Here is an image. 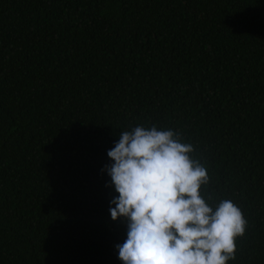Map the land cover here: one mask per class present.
Masks as SVG:
<instances>
[{
	"label": "trees",
	"instance_id": "obj_1",
	"mask_svg": "<svg viewBox=\"0 0 264 264\" xmlns=\"http://www.w3.org/2000/svg\"><path fill=\"white\" fill-rule=\"evenodd\" d=\"M137 125L193 146L247 222L228 264H264V0H0V264H122L103 169Z\"/></svg>",
	"mask_w": 264,
	"mask_h": 264
},
{
	"label": "clouds",
	"instance_id": "obj_2",
	"mask_svg": "<svg viewBox=\"0 0 264 264\" xmlns=\"http://www.w3.org/2000/svg\"><path fill=\"white\" fill-rule=\"evenodd\" d=\"M172 129L137 125L122 131L103 171L118 196L112 221L127 223V239L116 245L122 264H228L246 220L230 200L213 210L200 194L204 167L190 159L191 144ZM111 205H114L112 207Z\"/></svg>",
	"mask_w": 264,
	"mask_h": 264
}]
</instances>
